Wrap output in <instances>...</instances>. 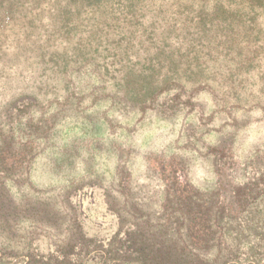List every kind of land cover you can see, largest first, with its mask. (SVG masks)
<instances>
[{"label": "rangeland", "instance_id": "1", "mask_svg": "<svg viewBox=\"0 0 264 264\" xmlns=\"http://www.w3.org/2000/svg\"><path fill=\"white\" fill-rule=\"evenodd\" d=\"M0 264H264V0H0Z\"/></svg>", "mask_w": 264, "mask_h": 264}, {"label": "trees", "instance_id": "2", "mask_svg": "<svg viewBox=\"0 0 264 264\" xmlns=\"http://www.w3.org/2000/svg\"><path fill=\"white\" fill-rule=\"evenodd\" d=\"M216 150V153L217 154H220V155H222V156H220V158L221 159H219V160H224V161H226L228 158H227V155H223V154H226L225 153V151H226V149L224 148V147H222V148H220V149H215ZM223 158V159H222Z\"/></svg>", "mask_w": 264, "mask_h": 264}]
</instances>
